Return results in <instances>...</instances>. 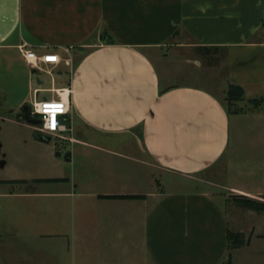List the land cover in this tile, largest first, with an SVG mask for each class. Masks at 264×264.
<instances>
[{"label": "crops", "instance_id": "1", "mask_svg": "<svg viewBox=\"0 0 264 264\" xmlns=\"http://www.w3.org/2000/svg\"><path fill=\"white\" fill-rule=\"evenodd\" d=\"M263 14L264 0H0V67L6 62L8 70L20 67L25 73L6 79L2 93L19 98L20 115L31 105L21 87L43 85L34 80L22 45L38 55L64 56L71 49L79 59L72 75L65 67L46 68L53 73L51 89L33 92L34 99L41 94L53 99L55 90L72 89L73 134L43 142L36 126L12 123L49 149L50 168L47 178L15 182L34 192L9 198L49 201L27 206L35 237H17L15 245L24 246L36 264H223L231 230L249 241L232 254L233 264L245 262L237 253L251 248L263 255L258 247L264 234L244 230L236 214L211 195L168 192L155 182L154 169L194 182L221 162L229 153L231 116L201 87H176L162 95L169 88H162L152 60L167 47H264L252 43ZM105 32L116 45L102 43ZM7 125L4 121L0 132ZM3 149L0 143V156ZM156 184L162 188L155 190ZM226 190L264 198L236 187Z\"/></svg>", "mask_w": 264, "mask_h": 264}, {"label": "rangeland", "instance_id": "2", "mask_svg": "<svg viewBox=\"0 0 264 264\" xmlns=\"http://www.w3.org/2000/svg\"><path fill=\"white\" fill-rule=\"evenodd\" d=\"M264 15V14H263ZM264 17V16H263ZM264 21V18H263ZM255 44H264L263 27L252 40ZM160 76L163 89L175 87H201L215 94L228 108L226 102L232 84L245 89L244 101L235 103L231 108L229 153L212 169L197 176L194 182L168 175L154 169L155 182L164 185L166 191L207 193L215 198L228 212L236 214L240 226L249 232L252 228L264 234V215L247 216L235 210L232 204V193L228 187L245 189L252 193L264 194V47H235L230 51L223 50L217 66H209L210 62L200 57L194 50L176 51L171 47L155 52L152 56ZM79 59L75 60V69ZM6 62L0 67V143L4 146L0 156V264H36L30 253L21 244H16L17 237L21 241L35 237L33 217L26 210L28 205L40 207L48 204V200L9 198L14 193L32 194L34 188L21 187L19 183L35 181L40 175L49 177V149H42L29 140V131L21 130L12 123L19 120V98L6 97L2 88L5 80L15 73L25 74L20 67L9 69ZM75 72V70H74ZM73 72V73H74ZM34 80L43 81L39 86L36 81L21 87V91L29 93L31 104L34 102L33 92L37 89H51V76L48 72L32 71ZM35 76V77H34ZM51 99L41 94L38 101ZM263 102L255 107L250 102ZM3 117V119H2ZM24 123V122H23ZM53 140V139H52ZM156 184L155 190L162 186ZM161 191V190H160ZM163 191V190H162ZM264 201V200H263ZM19 208V212L16 210ZM237 208V207H236ZM246 212V211H245ZM254 214V213H253ZM38 217H42L40 214ZM252 237V236H251ZM12 247V248H11ZM16 247V249H14ZM263 248V249H261ZM264 250V244L258 247ZM243 257L242 264H264V254L258 255L255 249L237 253Z\"/></svg>", "mask_w": 264, "mask_h": 264}, {"label": "built area", "instance_id": "3", "mask_svg": "<svg viewBox=\"0 0 264 264\" xmlns=\"http://www.w3.org/2000/svg\"><path fill=\"white\" fill-rule=\"evenodd\" d=\"M20 51L32 71L45 73L46 68L65 67L72 75L75 70V59L71 49L64 50V56L55 51L38 55L24 44L20 47ZM50 57L55 59H49ZM48 74L53 78L52 72ZM38 93L39 91H36V96ZM54 93L57 97L50 100L38 101L37 97L35 98L30 105L31 117L41 122L37 127L40 135L54 140H64L66 134L74 133V129L68 125L71 123L69 116L72 114L73 91L71 88H66L55 90ZM70 141L74 142V138Z\"/></svg>", "mask_w": 264, "mask_h": 264}, {"label": "trees", "instance_id": "4", "mask_svg": "<svg viewBox=\"0 0 264 264\" xmlns=\"http://www.w3.org/2000/svg\"><path fill=\"white\" fill-rule=\"evenodd\" d=\"M263 30H264V24H263ZM101 41L103 44L108 46L116 45V41L107 32L101 35ZM222 51L223 50L221 48L202 47V48H197L195 50V53L200 57L204 58L205 60H208L210 62L209 66L213 67L218 65ZM173 89H176V87L163 90L161 94L164 95L165 93ZM244 99H245V91L243 90V88L236 86L235 84H232L229 88L226 99V102L228 103L227 112L230 116L232 115L230 107H233L235 103L244 101ZM250 103L255 107H259L263 102L251 101ZM21 119L25 123L23 114L19 116V120ZM37 138L44 140L47 139L46 137L40 134L37 136ZM120 199H136V198H120ZM262 199L264 200V198ZM231 202L238 209L253 212L258 215H264V201L255 200L246 196H232ZM227 239L229 245V249H228L229 253L226 261L223 264H233L232 254L238 250L247 247L249 245V241L247 240V237L244 234L234 232L231 230L228 231Z\"/></svg>", "mask_w": 264, "mask_h": 264}, {"label": "water", "instance_id": "5", "mask_svg": "<svg viewBox=\"0 0 264 264\" xmlns=\"http://www.w3.org/2000/svg\"><path fill=\"white\" fill-rule=\"evenodd\" d=\"M22 113L24 115V120H25V122L27 124L32 125V126H36V127H38L40 125V123H41L40 121L32 119V117H31V107L29 105L24 107ZM41 141H43V142H51V139L50 138H47L46 140L41 139Z\"/></svg>", "mask_w": 264, "mask_h": 264}, {"label": "snow or ice", "instance_id": "6", "mask_svg": "<svg viewBox=\"0 0 264 264\" xmlns=\"http://www.w3.org/2000/svg\"><path fill=\"white\" fill-rule=\"evenodd\" d=\"M49 59H55L54 57H50Z\"/></svg>", "mask_w": 264, "mask_h": 264}, {"label": "clouds", "instance_id": "7", "mask_svg": "<svg viewBox=\"0 0 264 264\" xmlns=\"http://www.w3.org/2000/svg\"><path fill=\"white\" fill-rule=\"evenodd\" d=\"M53 127H54V125H53Z\"/></svg>", "mask_w": 264, "mask_h": 264}, {"label": "flooded vegetation", "instance_id": "8", "mask_svg": "<svg viewBox=\"0 0 264 264\" xmlns=\"http://www.w3.org/2000/svg\"><path fill=\"white\" fill-rule=\"evenodd\" d=\"M37 121H39V120H37Z\"/></svg>", "mask_w": 264, "mask_h": 264}]
</instances>
